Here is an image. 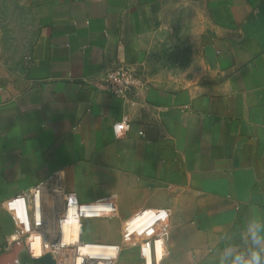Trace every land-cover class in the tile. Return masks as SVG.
<instances>
[{
	"label": "crops",
	"instance_id": "1",
	"mask_svg": "<svg viewBox=\"0 0 264 264\" xmlns=\"http://www.w3.org/2000/svg\"><path fill=\"white\" fill-rule=\"evenodd\" d=\"M20 2L30 47L0 62V254L17 230L2 203L55 178L85 204L80 218L116 196L104 232L80 219L78 239L120 245L114 264L143 263L122 230L146 209L165 212L152 264H264V0ZM117 63L148 78L137 99L92 83ZM56 194L44 193L46 217Z\"/></svg>",
	"mask_w": 264,
	"mask_h": 264
},
{
	"label": "built area",
	"instance_id": "2",
	"mask_svg": "<svg viewBox=\"0 0 264 264\" xmlns=\"http://www.w3.org/2000/svg\"><path fill=\"white\" fill-rule=\"evenodd\" d=\"M92 83L99 90H103L111 95L118 96L124 99H137L145 92V90L149 86L148 78L144 76L136 66L126 63H117L112 65L104 72L101 78ZM129 129L130 122L128 120L116 121L113 124V130L116 136H124ZM44 184L45 183L37 184L29 188L28 190L18 193L16 196L3 202L2 207L11 214L17 224L16 232L11 235V239L13 241H22L25 245V248L32 254V256H34L33 252H31V249L29 247V241L32 240L33 235H38L37 233H35V231H41V233L46 235L58 236L56 242L51 243V245L46 244V247L50 248L48 249V252L51 253L50 255L56 261L55 264H65V262L61 260L63 248H67L68 246H74L76 253L78 254L79 246L83 243L79 242L78 240L72 242L71 244H64L62 241L63 223L66 221L69 210L68 208L71 205L72 198H75L81 206L85 204L80 203L75 197V195L68 193L65 194L68 205L67 210H60L55 216L46 217L44 215L43 209V196L46 191ZM40 198L42 201L41 216H39V214L37 213V200H39ZM91 204L106 205V208L98 211V213L96 214H82L81 218L84 215L96 216L101 214L109 217L111 215L113 216L117 210L115 195H112L105 200H101ZM164 215L165 212L163 209H146L142 212H139L125 223V238H130L137 230L143 228L146 229L147 232L150 231L154 233V237H156L153 241L154 245H156L157 241L160 240L161 237L164 242V233L161 232V228L158 227V223ZM144 216L148 217V220L145 222V224L141 228L131 229L133 218H140ZM106 246L119 248L115 256H108L103 258L105 264H114L120 251V245ZM148 247L151 248L150 241H147L144 244V249H147ZM40 256L34 257L39 258ZM142 258V264H148L145 252H143ZM93 262L94 264H99L100 261L96 257L85 256L81 264H93ZM74 264H77V262L75 261Z\"/></svg>",
	"mask_w": 264,
	"mask_h": 264
},
{
	"label": "rangeland",
	"instance_id": "3",
	"mask_svg": "<svg viewBox=\"0 0 264 264\" xmlns=\"http://www.w3.org/2000/svg\"><path fill=\"white\" fill-rule=\"evenodd\" d=\"M26 13L25 8L21 4L20 0H0V62H3L6 65L13 66L15 65L21 58H24L29 49V41L31 39L30 29L25 20ZM58 180L54 178L51 181H48L44 184L45 190L52 189L56 194L55 206L60 208L62 211L67 210V198L61 192L58 191ZM112 216V215H111ZM109 216V217H111ZM108 216L101 215H84L81 218L82 225L88 224L89 220H98L96 221L98 228L96 231L98 233L104 232V226H100L98 222H104L105 219L109 218ZM124 226L122 230V243L125 245H136L135 247L139 249L140 256H143V252H145L144 244L147 241L151 242V249L154 248L153 241L156 237H154V233L148 231L146 229L137 230L130 238H125L124 236ZM147 227V225H146ZM145 227V228H146ZM85 226V230H86ZM38 235L42 237V254L39 258H43L47 254H51L48 252L49 247H46V244L51 245V243L56 242L58 236L54 235H46L40 232H36ZM159 237V236H158ZM162 239V237H161ZM68 250V251H66ZM28 261L26 264H37L35 262V257L32 256L30 252H26ZM76 250L75 247H67L63 250L61 255V260L65 262V264H74L76 258ZM88 260V259H87ZM55 261V260H54ZM143 261V259L141 260ZM96 262V261H95ZM56 263V261H55ZM25 264V262H23ZM94 264V262H93Z\"/></svg>",
	"mask_w": 264,
	"mask_h": 264
},
{
	"label": "bare ground",
	"instance_id": "4",
	"mask_svg": "<svg viewBox=\"0 0 264 264\" xmlns=\"http://www.w3.org/2000/svg\"><path fill=\"white\" fill-rule=\"evenodd\" d=\"M37 206V213L39 214V200H37ZM68 209V215L66 221L63 223L62 228V241L66 245L78 241L80 232L79 204L75 198H72L71 205ZM41 238L42 237L40 235H33L32 240L29 241V247L31 249V252H33L34 256H40V254H42ZM163 245L164 242L162 239L158 240L155 245V250L158 258H160L162 254ZM158 247H160V250H158ZM117 252V247H94L81 244L79 246V252L76 255L75 261L77 262V264H81L85 256H93L98 258V260L100 261L99 264H105L103 258L108 256L113 257L117 254ZM145 255L147 257L148 264H152V249L149 247L145 249ZM149 259H151L150 262Z\"/></svg>",
	"mask_w": 264,
	"mask_h": 264
},
{
	"label": "water",
	"instance_id": "5",
	"mask_svg": "<svg viewBox=\"0 0 264 264\" xmlns=\"http://www.w3.org/2000/svg\"><path fill=\"white\" fill-rule=\"evenodd\" d=\"M25 250L22 241L16 242L7 252L0 254V264H19L20 254ZM35 262L37 264H55L50 254L45 255L43 258H36Z\"/></svg>",
	"mask_w": 264,
	"mask_h": 264
},
{
	"label": "clouds",
	"instance_id": "6",
	"mask_svg": "<svg viewBox=\"0 0 264 264\" xmlns=\"http://www.w3.org/2000/svg\"><path fill=\"white\" fill-rule=\"evenodd\" d=\"M255 260L257 261V264H258V260H259V258H258V257H255Z\"/></svg>",
	"mask_w": 264,
	"mask_h": 264
}]
</instances>
